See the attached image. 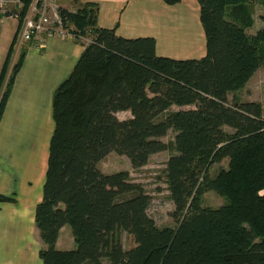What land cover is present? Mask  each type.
Listing matches in <instances>:
<instances>
[{
  "label": "trees",
  "instance_id": "obj_1",
  "mask_svg": "<svg viewBox=\"0 0 264 264\" xmlns=\"http://www.w3.org/2000/svg\"><path fill=\"white\" fill-rule=\"evenodd\" d=\"M18 1L24 7L12 13L19 29L0 74V122L26 50L12 68L11 56L34 2ZM252 1L197 0L207 54L188 60L159 56L155 38L125 39L116 28L99 27L95 3L58 8L75 41L92 40L53 96L55 131L35 216L43 264H264V106L236 94L264 65V26L254 37L246 31ZM124 112L130 117L121 120ZM170 131L176 136L166 144ZM169 149L176 227L160 228L142 184L99 165L116 153L139 169ZM225 161L228 167L212 176ZM209 192L226 203L203 206ZM66 226L73 250L57 247ZM123 233L134 240L127 250Z\"/></svg>",
  "mask_w": 264,
  "mask_h": 264
},
{
  "label": "crops",
  "instance_id": "obj_2",
  "mask_svg": "<svg viewBox=\"0 0 264 264\" xmlns=\"http://www.w3.org/2000/svg\"><path fill=\"white\" fill-rule=\"evenodd\" d=\"M57 1L58 7L70 11L79 4H97L99 27L116 28L117 35L125 39L155 38L161 57L188 60L207 54L197 0H182L174 6L163 0ZM18 29L16 19L0 18V39L5 42L0 45L7 46L0 74ZM19 38L14 54L26 50V56L0 122V196L15 199L0 201V264H43L35 216L43 200L55 131L53 96L73 72L85 46L67 35L47 37L43 48L32 42L21 49ZM64 232L70 233L68 226L60 232L58 249Z\"/></svg>",
  "mask_w": 264,
  "mask_h": 264
},
{
  "label": "rangeland",
  "instance_id": "obj_3",
  "mask_svg": "<svg viewBox=\"0 0 264 264\" xmlns=\"http://www.w3.org/2000/svg\"><path fill=\"white\" fill-rule=\"evenodd\" d=\"M15 1L16 0H9V3L6 6V10L9 13L22 11V8L24 7L23 3L21 2V4L18 6L16 5ZM37 1L38 0H36V2ZM57 2H58L57 0L56 2L55 0H47V5L49 6L48 16L49 19H51V21L55 20V13L57 12V9H55V7H58L59 4ZM263 2L264 0H253L251 3H249L250 7H246L248 8L247 10H249L250 12V20H252L251 27L247 28L246 30L250 37H254L257 34V32L264 26V23L261 19L263 14V7H262ZM82 5L83 4H79V6L76 7L74 10H78V8ZM169 6H174V5H169ZM7 14H5L6 15L5 17L11 16V15L7 16ZM16 20L19 23L20 20L19 19ZM67 35H70L74 38V36L70 33V31L64 29V27L62 26V29L58 30V33L53 34L52 36H59L61 38H64ZM82 37L83 38L81 39L82 42L81 44L83 46L88 45L92 40L89 36H82ZM19 42H21V39ZM45 42L43 44V47L45 46ZM0 43L4 44L5 42L3 39H0ZM24 46L25 45H22L21 49ZM5 47L7 46L0 45V60L6 54V50L5 51L3 50V48ZM21 51L18 50L16 55L14 54L15 56L14 55L11 56V60H10L12 64L11 68L17 63ZM236 94L243 101L250 100V102L251 101L258 102L264 106V65L257 71V73L254 75L251 81L241 91H239ZM232 96L233 94L230 95L229 98L231 99ZM176 110H177L176 107L171 108V111H176ZM126 115L128 117H125ZM118 117L121 120H123L129 118L130 114L121 113L118 115ZM227 130L230 131L228 128ZM175 136L176 134L174 133V131H170L168 135L162 139V141L166 144H170V143L173 144ZM174 154L175 151L173 149H169L167 151L155 154L150 158L148 165L139 169H133L132 164L127 157L120 156L116 153H112L100 163L99 167L106 174L122 172V171L129 172L131 182L142 184L146 193L151 197V204L149 206L148 214L156 222L158 227L175 228L176 223L171 216L172 212L175 210V206L170 199V192L168 189V178H167V163L170 157ZM227 167H228L227 161L223 162L221 165H215L211 169V175L215 176L220 169ZM203 201H204L203 206L213 207V208H219L226 203V200L224 198L218 196L214 192H209L205 194ZM68 230L71 234L68 232L67 233L64 232L62 234L61 244L59 246L61 250L75 249L72 230L69 226H68ZM71 238L73 241H71ZM122 244L124 249L127 250L134 245V240L128 234L123 233Z\"/></svg>",
  "mask_w": 264,
  "mask_h": 264
},
{
  "label": "built area",
  "instance_id": "obj_4",
  "mask_svg": "<svg viewBox=\"0 0 264 264\" xmlns=\"http://www.w3.org/2000/svg\"><path fill=\"white\" fill-rule=\"evenodd\" d=\"M15 2L18 6L21 4L18 0ZM8 3L9 0H0V12L2 14L9 13L6 10ZM39 3H41V6H39ZM55 9H57V12L55 11V20L51 21L48 16L49 6L47 5V0H38L37 2L34 0L28 15L23 21L20 33V46L35 42L39 48H43V44L47 37L58 33V30L62 29L63 25L61 26L62 20L58 14V7H55ZM10 17L19 19L18 13H14Z\"/></svg>",
  "mask_w": 264,
  "mask_h": 264
}]
</instances>
